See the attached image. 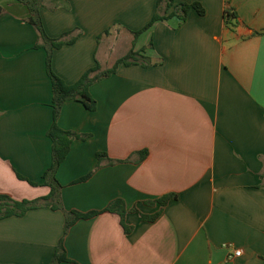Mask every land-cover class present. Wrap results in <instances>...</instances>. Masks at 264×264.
Segmentation results:
<instances>
[{
	"label": "crops",
	"instance_id": "0c3cea01",
	"mask_svg": "<svg viewBox=\"0 0 264 264\" xmlns=\"http://www.w3.org/2000/svg\"><path fill=\"white\" fill-rule=\"evenodd\" d=\"M63 1L47 0L41 17L49 36L75 37L53 51L67 83L132 48L152 60L119 65L90 86L96 110L68 100L57 121L84 135L56 172L63 208L123 199L130 229L106 211L66 233L65 211L41 206L0 219V264H51L62 239L72 261L59 264H264V0H174L205 11L157 20L138 37L159 0ZM1 4L0 193L36 199L51 191L42 178L54 119L47 51L35 48L27 6ZM172 193L159 217H142Z\"/></svg>",
	"mask_w": 264,
	"mask_h": 264
},
{
	"label": "trees",
	"instance_id": "16d2710c",
	"mask_svg": "<svg viewBox=\"0 0 264 264\" xmlns=\"http://www.w3.org/2000/svg\"><path fill=\"white\" fill-rule=\"evenodd\" d=\"M18 1L24 3L27 6L30 14L27 19L34 25L35 29L37 30L38 42L35 44V48H45V50L47 51L46 68L47 73L52 81L54 119L53 124L48 131V136L52 139V163L51 166L44 172L42 178L43 184L50 186L51 191L48 195L40 198L23 200H14L9 195L0 193V219L13 215L22 216L31 209L41 206H50L54 209H63L65 211V231L67 233L69 228L77 221L81 219H90L100 213L108 211L118 213L121 216L122 224L125 227V230L128 232L130 228L125 223L127 207L123 199H115L111 201L109 205L103 210L81 212L78 210H65L63 208L61 200L62 185L56 178V172L61 163L66 158L73 139L84 138V135L61 128L58 125L57 121L61 113L63 104L68 100H77L79 102H82L87 109L96 110L97 101L89 91L90 86L95 82L105 79L115 73L119 65H148L152 60L132 48L127 54L118 58L113 67L103 69L97 61V64L88 69L75 83L69 84L59 75H57L53 70L52 57L54 49L60 48L66 43L73 42L75 40V37L67 39L66 37L69 34L68 32L62 34L60 37H51L47 34L41 17V7L45 5L47 0ZM54 1L57 2L59 0ZM191 8L197 9V11H199L200 13H204L205 11L199 3H175L174 0H159L157 3V10L152 20L142 29L134 31V34L136 37H138L142 32L150 28L157 20L166 19L173 16H177L180 19H185ZM170 9L172 10L169 12ZM4 12L5 9L2 6L0 0V15H2ZM226 17L232 19L236 17V14L227 11ZM106 32H108V30ZM97 156L99 159V168L101 166V160L107 156V153L99 152L97 153ZM91 175L92 173L79 179V181L86 180ZM173 198H176V194L172 193L163 195L153 201H149V203L151 204L158 203L161 206V209L152 215L142 214V217L146 220L156 219L162 213V207L166 206ZM133 210L136 211L137 209L133 207ZM64 261L72 260L67 255L62 239L56 248L55 255L51 264H59Z\"/></svg>",
	"mask_w": 264,
	"mask_h": 264
},
{
	"label": "rangeland",
	"instance_id": "374dc122",
	"mask_svg": "<svg viewBox=\"0 0 264 264\" xmlns=\"http://www.w3.org/2000/svg\"><path fill=\"white\" fill-rule=\"evenodd\" d=\"M57 3L63 4V3H65V1L60 0ZM127 43H128V38H126L125 41L122 40L121 42L120 41L118 42V44L116 45V49H115L116 50V52H115L116 56L122 54V52L124 51L125 45H127ZM128 45H130V43Z\"/></svg>",
	"mask_w": 264,
	"mask_h": 264
},
{
	"label": "built area",
	"instance_id": "2783aa9c",
	"mask_svg": "<svg viewBox=\"0 0 264 264\" xmlns=\"http://www.w3.org/2000/svg\"><path fill=\"white\" fill-rule=\"evenodd\" d=\"M241 254H242V251L239 250V249H236L233 255H235V256H239V255H241Z\"/></svg>",
	"mask_w": 264,
	"mask_h": 264
}]
</instances>
